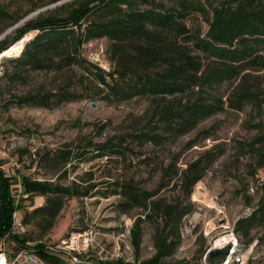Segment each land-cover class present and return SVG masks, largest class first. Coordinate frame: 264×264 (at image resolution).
I'll return each instance as SVG.
<instances>
[{"label": "trees", "instance_id": "trees-1", "mask_svg": "<svg viewBox=\"0 0 264 264\" xmlns=\"http://www.w3.org/2000/svg\"><path fill=\"white\" fill-rule=\"evenodd\" d=\"M39 5H32L12 18L0 28V33ZM3 13L0 8V15ZM191 17L204 20L203 32L197 23L194 27L186 22ZM31 29L35 33L23 43L17 55H1L2 84L11 82L22 72H58L74 65L80 72V87L74 88L68 79L65 86L54 91L10 96L8 101L16 105L51 108L82 98L119 103L136 96L158 102L167 100L155 111L157 126H150L148 122L130 135L139 144L155 145L169 136L187 133L201 120L225 108L238 111L247 103L258 110L264 108L263 99L245 82L251 69L264 67V0H169L168 3L163 0H64L52 9L36 11L4 33L0 37V53ZM89 40L92 48L98 46V40L107 41H102L103 54L109 62L107 71L81 54L82 44ZM222 83L231 84L224 95L217 90ZM203 136L209 134L204 132ZM122 142V139L110 138L95 145V152L90 156L82 149L74 157L85 161L117 156L124 153ZM72 156L73 151L65 149L54 154L45 152L39 159L54 173ZM213 160L205 153L180 171L168 167L166 180L161 179L156 188L149 191L128 181L113 180L105 182L103 191L98 192L104 196L117 195L121 213L141 208L147 210L143 218L156 222L155 253L145 264H158L161 258L173 253L179 242L181 220L192 211L191 202L169 201L159 191L176 181L187 195ZM64 173L65 169L58 175ZM21 182L30 197H44L42 204L22 215L23 222L33 219L42 233L53 223L65 198L88 195L86 187L71 188L27 175H21ZM10 183V178L0 169V237L8 229L13 209ZM139 221V217L133 219L129 230L135 247L139 241ZM257 226H264V193L248 215L234 222L233 231L241 238H249L251 230ZM11 238L19 246L34 242L35 252L46 264H74L46 250L36 242L38 239L29 240L23 235ZM216 258L219 257L205 256L207 264H216L213 262ZM120 262L118 259L107 263ZM187 262L181 259L162 264Z\"/></svg>", "mask_w": 264, "mask_h": 264}, {"label": "rangeland", "instance_id": "rangeland-1", "mask_svg": "<svg viewBox=\"0 0 264 264\" xmlns=\"http://www.w3.org/2000/svg\"><path fill=\"white\" fill-rule=\"evenodd\" d=\"M60 2L0 0V8L4 10L0 15V28L32 5L40 4L12 25L21 23L27 14L52 9ZM186 22L194 27L197 23L201 32L206 28L200 18L191 17ZM34 33L33 29L24 32L18 41L0 53V57L1 54L17 55ZM102 41L107 43L98 40L96 48H84L83 53L90 54L89 58L95 59L99 66L107 67L109 63L103 54ZM79 78V69L72 65L58 72H22L4 85L0 81V169H10V158L19 164L20 175L88 190L87 196L65 198L53 223L43 233L33 219L25 222L28 228L23 236L29 240L46 236L51 243H58L71 233L85 232L92 240L84 254L91 263L108 264V261L119 259L120 264H145L155 253L153 233L156 222L143 218L147 210L141 208L121 213L117 195L104 196L98 192L103 191L105 182L113 180L128 181L140 189L152 190L161 179L166 180L168 167L180 171L188 162L207 153L214 160L189 188L187 195L176 181L169 182L159 191L169 201L191 202L192 211L181 220L177 247L158 264L181 259L195 263L212 243L227 235L236 239L238 252L245 256L244 264H264V226L253 228L249 238H241L233 231L234 222L248 215L264 193V108L258 110L249 103L238 111L225 108L201 120L187 133L169 136L155 145L139 144L130 135L148 122L150 126H157L155 111L167 100L158 102L136 96L119 103H108L99 98L92 101L82 98L64 101L51 108L19 106L8 101L10 96L28 92L54 91L65 86L68 79L74 88H79ZM245 82L259 94L264 105V67L251 69ZM230 87V83H222L217 90L224 95ZM204 132L209 136L204 137ZM110 138L114 141L122 139L124 153L85 161L74 157L82 149L90 156L95 152V145ZM65 149L72 150L73 156L61 168L65 169L63 175H58L61 170L51 172L39 159L45 152L54 154ZM90 185L93 186L90 188ZM199 191L204 192L202 198ZM35 196L27 201L31 203L29 211L44 201L43 196ZM25 212L28 211H23L22 215ZM138 217L141 221L138 222L139 241L135 247L129 230L133 219ZM62 259L66 262L65 256ZM213 262L219 264L221 258Z\"/></svg>", "mask_w": 264, "mask_h": 264}, {"label": "built area", "instance_id": "built-area-1", "mask_svg": "<svg viewBox=\"0 0 264 264\" xmlns=\"http://www.w3.org/2000/svg\"><path fill=\"white\" fill-rule=\"evenodd\" d=\"M91 44V40L84 42L81 46V54L87 60L96 63L95 59L89 58L90 54H87L86 56L83 53L84 48H89ZM91 56H94L93 53ZM100 67L107 71L109 65L107 67ZM8 159L10 169L8 167H5L2 169V172L4 176L9 177L11 180L9 191L12 198L13 209L10 213L8 229L0 237V264H45L43 261H41V257L35 252L33 248L34 242H26L24 245L19 246L11 238V236L13 235H23L26 232L28 226L22 220V213L23 211H29L31 203H27L30 196L28 192L24 191L21 182V175L17 171L19 168V164L16 161H12L10 158ZM40 204L41 203L37 205ZM125 231H128L127 225H125ZM79 237L82 238L78 240ZM36 242L42 244L46 250L52 253L65 256L67 260L73 262L74 264H93L88 261L86 259V255H84L87 252V248L91 245L92 242L91 238L86 235L85 232L71 233L66 239H62L58 243H51L46 236L38 239ZM227 244L229 245L227 254L224 257H221V262L219 264H244V253L238 252L237 249L232 250L231 241L225 243L224 245ZM224 245L217 247L213 246L212 243V245L205 250L204 255L201 259H199V261L195 263L189 261L185 264H207L205 256L207 255L208 251L211 249L222 247ZM13 247L16 248L13 249Z\"/></svg>", "mask_w": 264, "mask_h": 264}, {"label": "water", "instance_id": "water-1", "mask_svg": "<svg viewBox=\"0 0 264 264\" xmlns=\"http://www.w3.org/2000/svg\"><path fill=\"white\" fill-rule=\"evenodd\" d=\"M61 1H64V0H61ZM30 15H31V13H30V14H27V15L24 16L20 21L26 19V18L29 17ZM20 21H19V22H20ZM15 25H17V23L14 24V25H12L11 27L7 28V29L4 30L3 32H1V33H0V37H1L4 33H6L9 29H11L12 27H14ZM1 55H3V54H1ZM228 248H229V245L227 244V245H224V246L219 247V248L211 249V250L208 251L207 256H208L209 259H211V258H213V257H224V256L227 254V250H228Z\"/></svg>", "mask_w": 264, "mask_h": 264}, {"label": "bare ground", "instance_id": "bare-ground-1", "mask_svg": "<svg viewBox=\"0 0 264 264\" xmlns=\"http://www.w3.org/2000/svg\"><path fill=\"white\" fill-rule=\"evenodd\" d=\"M199 195L200 197L202 198L204 196V192L203 191H199ZM204 201H206L207 199L204 197L203 198ZM231 241V244H232V250L233 249H237L236 246H237V242H236V239H234V237L232 238L230 235H227V236H224V237H220L219 239H217L214 243H213V246H221V245H224L225 243ZM41 261L42 258H41ZM45 264L46 262L43 261Z\"/></svg>", "mask_w": 264, "mask_h": 264}]
</instances>
